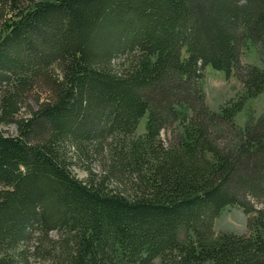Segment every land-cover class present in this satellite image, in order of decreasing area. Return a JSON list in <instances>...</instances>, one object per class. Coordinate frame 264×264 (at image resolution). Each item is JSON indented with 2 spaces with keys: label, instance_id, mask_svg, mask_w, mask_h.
<instances>
[{
  "label": "trees",
  "instance_id": "16d2710c",
  "mask_svg": "<svg viewBox=\"0 0 264 264\" xmlns=\"http://www.w3.org/2000/svg\"><path fill=\"white\" fill-rule=\"evenodd\" d=\"M263 90L264 0H0V264H264Z\"/></svg>",
  "mask_w": 264,
  "mask_h": 264
},
{
  "label": "rangeland",
  "instance_id": "374dc122",
  "mask_svg": "<svg viewBox=\"0 0 264 264\" xmlns=\"http://www.w3.org/2000/svg\"><path fill=\"white\" fill-rule=\"evenodd\" d=\"M241 62L257 65L263 67L259 52L255 46L249 45L244 48L241 54ZM202 87L207 106L213 110H219L227 100L235 98L241 91L239 81L235 76L227 78L223 71L215 70L207 66L203 70ZM32 105L34 103L32 102ZM264 111V90L254 98L246 101L243 108L234 116V122L240 127L244 128L246 123L251 117L257 118ZM146 121V114L140 118L137 127V134L144 132V124ZM4 131L9 134H14L15 129L13 126H1ZM163 138L166 135L162 133ZM80 163V162H79ZM74 174L79 178L85 177V171L78 166L72 167ZM261 206L260 203L256 204ZM247 217L242 209L237 206H227L220 214L214 219L213 227L215 232H231L242 234L247 232Z\"/></svg>",
  "mask_w": 264,
  "mask_h": 264
}]
</instances>
